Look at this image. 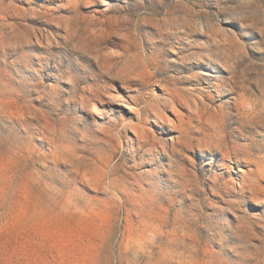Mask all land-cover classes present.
<instances>
[{"label":"rangeland","instance_id":"374dc122","mask_svg":"<svg viewBox=\"0 0 264 264\" xmlns=\"http://www.w3.org/2000/svg\"><path fill=\"white\" fill-rule=\"evenodd\" d=\"M0 264H264V0H0Z\"/></svg>","mask_w":264,"mask_h":264},{"label":"bare ground","instance_id":"6f19581e","mask_svg":"<svg viewBox=\"0 0 264 264\" xmlns=\"http://www.w3.org/2000/svg\"><path fill=\"white\" fill-rule=\"evenodd\" d=\"M240 96H241V95H240ZM245 99H246V98H244V100H245ZM245 101H246V100H245ZM231 103H232V102H231ZM224 104H225V103H224ZM227 104H229V103H227ZM204 105H205V104H204ZM230 105H231V104H230ZM224 106L226 107V105H224ZM243 106H244V105H243ZM245 106H246V105H245ZM230 107H231V106H230ZM240 109H241V108H240ZM220 110H221V109H220ZM224 110H225V109H224ZM247 110H248V109H247ZM208 111H209V110H208ZM249 111H251V109H250ZM248 113H249V112H248ZM248 113H247V114H248ZM247 114H246V115H247ZM249 114H250V113H249ZM246 115H245V116H246ZM228 116H229V115H228ZM240 117H241V115H240ZM159 118H161V117H159ZM222 118H223V117H222ZM225 118H226V117H225ZM245 120H246V119H245ZM224 125H225V124H224ZM211 131H212V130H211ZM198 139H199V138H198ZM202 140H204V139H202ZM198 143H199V142H198ZM199 144H200V143H199ZM212 145H213V144H212ZM203 169H204V168H203ZM259 204H260V203H259Z\"/></svg>","mask_w":264,"mask_h":264}]
</instances>
